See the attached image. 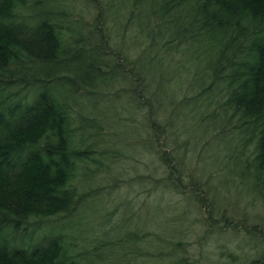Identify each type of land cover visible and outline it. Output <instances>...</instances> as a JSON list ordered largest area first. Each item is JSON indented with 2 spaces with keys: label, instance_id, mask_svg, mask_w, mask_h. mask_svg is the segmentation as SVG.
<instances>
[{
  "label": "trees",
  "instance_id": "16d2710c",
  "mask_svg": "<svg viewBox=\"0 0 264 264\" xmlns=\"http://www.w3.org/2000/svg\"><path fill=\"white\" fill-rule=\"evenodd\" d=\"M198 147L221 167L204 182L183 168ZM231 176L264 197V0H0V264H190L191 206L214 199L174 198Z\"/></svg>",
  "mask_w": 264,
  "mask_h": 264
},
{
  "label": "rangeland",
  "instance_id": "374dc122",
  "mask_svg": "<svg viewBox=\"0 0 264 264\" xmlns=\"http://www.w3.org/2000/svg\"><path fill=\"white\" fill-rule=\"evenodd\" d=\"M78 10L80 11V9ZM85 11V9L84 13L80 11V15L81 17H83V22H85L86 24L91 23V17L89 15H85ZM88 26L89 28H92V24ZM203 64L204 60H201V62L197 63L195 66H190L189 72L187 74H197L199 72L198 68L203 67ZM192 84L195 88H197L198 84L196 80H194ZM122 103L123 101L119 99L118 104L121 105ZM209 124L210 122H206L197 126V124H194L191 120L185 121L184 123L189 135L199 133V130L206 128L207 126H209ZM112 127H114V129H116V132L118 133H120V129H122V126L118 124ZM161 140L163 139L161 138ZM251 148L252 146L248 145L247 149L244 151L245 157H248V151H251ZM214 154L221 155V151H217ZM234 156L235 155H233V159H235ZM219 158V155L215 156V160ZM200 159L201 151L199 147L196 150V153L193 152L192 155H190L187 151L185 159L183 160V168L188 176H190L191 178L194 177L195 179H197V181L199 178V182H204L203 179L205 178L206 174L211 170L212 165L217 170L221 169V167L216 163L213 164L214 161L213 163L207 164L203 162L202 159L200 161ZM139 160L140 161L138 163L137 171L142 172L144 167L143 163L147 161L143 157H139ZM121 162L122 163H119V166H122L121 168L123 170L130 165V161L127 162L126 160H122ZM131 164H134L133 160ZM230 165L237 166V171L241 173L243 172L240 165H233L232 162L230 163ZM215 169L212 168L211 175L219 173ZM88 170L89 173H93V170L96 169L94 167H90ZM198 170L201 173V175H199L201 176V179L197 175L200 173L195 174V172H198ZM187 180L188 177L185 178L184 181L187 182ZM222 181V177H220L218 182H214L213 185H211L216 189L212 190L215 191L213 193L203 194L202 191L197 190L195 188H182L181 190L183 192V195H179L174 198V201L182 200L184 194H187L189 193V191L193 190L195 196L197 197L201 196V198H206L207 200H209L210 198L212 200L214 199L212 203H214L215 208L210 216L208 209L203 206L199 207L198 203L191 206V214H189L191 220L189 223L186 224L185 227H187V229L184 231L186 236V244L184 245V247L187 252V260H189L188 262L190 264H225V262H227L228 264V261H233H231L228 257L226 258V256L229 254H231L234 258H237L242 263L244 262L242 261V259H245L249 262L252 259L261 258L264 254V197L259 194L257 190L253 189L252 184L246 186L247 188L245 186L241 187L243 183L240 180L232 178L231 180H227L230 182L227 184V187H225L221 185ZM210 182L212 183V181ZM202 187L203 186L199 187L198 189ZM212 194L213 197H210V195ZM125 195V189H123L122 187L116 190V195L113 197V200L116 201V204L114 206H110L112 207L113 211L120 213L122 207L117 206L122 203L124 198H126ZM188 196L190 195H187V197ZM137 197H139V201L143 200V195L138 196L134 193L130 194L128 199H137ZM179 203L180 205L182 204V202ZM180 210H182V207L180 208ZM49 220L52 221L51 219ZM151 220L152 221L150 223V227L152 229L157 230L158 226L160 225L158 224L157 218L154 217L151 218ZM98 221L102 222V220H97L92 223L94 227L93 231H96V233H98L99 235H102L103 231H108V235L106 238H109V241L111 243L115 242L118 239H114V236L116 237L114 231V227L116 224H110L106 222L99 224ZM34 224L35 223L33 221L29 227H32ZM36 224L37 227L43 229H45L44 226L51 227V224L49 222H46L45 220H40ZM55 224L56 223H53L52 225ZM211 224L215 226L212 227ZM86 232L88 231H85V233ZM117 233L119 234V232ZM69 235H71V233L66 232L65 230L64 237L67 243L72 240L71 238L68 239ZM75 236L76 235L74 234V237ZM120 236L122 238L121 243L126 242L125 238L122 236V233ZM119 245H121L119 244V242L117 243V245L115 244V246L117 247ZM130 247H132V245L128 246L127 248ZM154 248V246H151L152 250ZM140 259L139 264H143L144 262L146 264L150 263L147 259ZM137 261H135V263Z\"/></svg>",
  "mask_w": 264,
  "mask_h": 264
}]
</instances>
